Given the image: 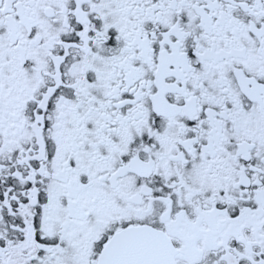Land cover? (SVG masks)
<instances>
[{
  "label": "snow or ice",
  "instance_id": "snow-or-ice-1",
  "mask_svg": "<svg viewBox=\"0 0 264 264\" xmlns=\"http://www.w3.org/2000/svg\"><path fill=\"white\" fill-rule=\"evenodd\" d=\"M0 264H264V0H0Z\"/></svg>",
  "mask_w": 264,
  "mask_h": 264
}]
</instances>
